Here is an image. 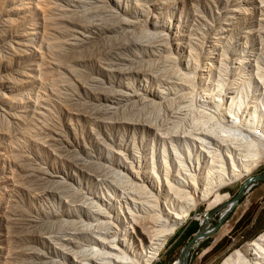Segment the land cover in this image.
Segmentation results:
<instances>
[{
	"label": "rangeland",
	"instance_id": "1",
	"mask_svg": "<svg viewBox=\"0 0 264 264\" xmlns=\"http://www.w3.org/2000/svg\"><path fill=\"white\" fill-rule=\"evenodd\" d=\"M244 60L264 81V0H0V264L128 258L135 224L176 191L177 158L189 168L202 140L219 151L203 132L231 126L224 92L257 98ZM259 174L264 159L199 203L151 264H172L197 230L181 232ZM234 223L185 264H220L254 238Z\"/></svg>",
	"mask_w": 264,
	"mask_h": 264
},
{
	"label": "bare ground",
	"instance_id": "2",
	"mask_svg": "<svg viewBox=\"0 0 264 264\" xmlns=\"http://www.w3.org/2000/svg\"><path fill=\"white\" fill-rule=\"evenodd\" d=\"M241 63H245V74L253 82L252 96L257 98L252 97L254 101L251 102V98L250 102L252 105H250V102L246 101L247 94L245 95L242 89H238L239 87L230 88L224 92L219 103L215 105L217 106L216 111L219 113H217V116L221 124L225 123L226 118L233 120L231 126H222L219 130H215V127H213L209 130L204 129L205 131L203 132L205 134L204 138L207 139L206 143L219 146V151L214 153L213 149V154L208 145L205 144V141L202 140L201 146L204 144L208 150H200L195 161L188 158L189 168L186 166L187 160L177 158V170H179L180 173H178L181 177H178L176 191H170L172 193L175 191L174 195L172 196L169 193L168 198L165 199V197V200L160 205H157L158 203L156 202V206L153 205L151 209L149 208L148 219H145L146 221L143 223L141 220L140 224H135L137 225L136 229L134 228V231H130L131 242L129 241L126 245L130 255L128 258L120 257V264H151L157 258L159 251L168 238L185 222L190 212L199 203L209 199L218 189L245 177L263 161L264 81L259 77L258 70L254 71L251 68L252 65L249 60H244ZM258 99L263 100V103L257 101ZM220 133H222V136H220ZM223 133L227 134V136L223 137L225 135ZM168 182L164 187L170 190L171 186L169 185H172V183L169 184ZM172 186L174 187V185ZM247 189L249 188L246 187L243 192L245 193ZM228 202H225V208L221 212L204 213L205 216L203 215L200 222L205 217L206 223L201 232L197 234L193 243L194 246L207 234L218 230L228 215L231 214L237 203ZM215 214L220 215L219 221L210 228L209 220ZM138 222L140 221L136 223ZM135 234L142 238H140L141 251L139 252L136 250V242L138 240H136ZM172 264H181V260L176 258ZM220 264H264V232L228 254Z\"/></svg>",
	"mask_w": 264,
	"mask_h": 264
},
{
	"label": "crops",
	"instance_id": "3",
	"mask_svg": "<svg viewBox=\"0 0 264 264\" xmlns=\"http://www.w3.org/2000/svg\"><path fill=\"white\" fill-rule=\"evenodd\" d=\"M234 221V230L236 232L241 231L248 239L256 238L264 232V182L257 184L250 190L247 202L244 199L243 202L237 204L229 218L221 224L217 232L223 231L224 234Z\"/></svg>",
	"mask_w": 264,
	"mask_h": 264
},
{
	"label": "water",
	"instance_id": "4",
	"mask_svg": "<svg viewBox=\"0 0 264 264\" xmlns=\"http://www.w3.org/2000/svg\"><path fill=\"white\" fill-rule=\"evenodd\" d=\"M255 182H264V174L254 175V176L248 177L246 180H244L241 183V185L239 186L238 191L235 194V196L231 199L230 203L235 204L237 202V200L244 194L243 190L246 187L249 188L250 186H252V183H255ZM225 205H226V203L223 204L221 207H224ZM215 211L216 210H213L210 213L215 212ZM205 223L206 222H205V217H204V220L198 223L197 231L192 235V237L189 240L186 241L184 246L180 249L179 256L177 257V259L181 260V264H185L188 251L191 248V246L193 245V243L195 242L197 234H199L201 232Z\"/></svg>",
	"mask_w": 264,
	"mask_h": 264
},
{
	"label": "trees",
	"instance_id": "5",
	"mask_svg": "<svg viewBox=\"0 0 264 264\" xmlns=\"http://www.w3.org/2000/svg\"><path fill=\"white\" fill-rule=\"evenodd\" d=\"M229 218V215L228 217L225 219V221ZM233 228H235V226H233ZM198 229V226L197 225H192L190 226L189 228H185L181 234H180V237L178 238V240H181L183 242H185V240H187L196 230ZM221 234H223V231H218L216 233V236H220ZM223 240L226 241V239L224 238ZM214 248H216L214 246Z\"/></svg>",
	"mask_w": 264,
	"mask_h": 264
}]
</instances>
